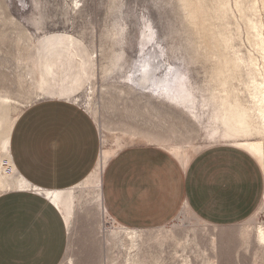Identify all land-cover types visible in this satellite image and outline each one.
<instances>
[{
	"label": "rangeland",
	"instance_id": "obj_1",
	"mask_svg": "<svg viewBox=\"0 0 264 264\" xmlns=\"http://www.w3.org/2000/svg\"><path fill=\"white\" fill-rule=\"evenodd\" d=\"M255 1L241 0L242 7H238L235 0H228L232 8L224 17L215 12L213 0H203L207 22L199 33L187 15L184 0H0V176L5 175L10 185L18 182L12 147L5 144L10 126H15L24 109L52 98L74 102L80 96L78 105L100 126L101 149L103 137L109 139L110 148L113 138L125 133L155 140L154 144L136 141L129 145L146 144L167 152L175 145L195 146L196 152L220 143L237 146L225 139L208 140L204 126L190 117L184 106L140 89L135 81L140 79L143 65L150 63L159 71L157 79L151 78L153 85L161 78H174L179 71L201 99L208 94L205 89L218 66L217 56L223 62L231 61L235 53L246 59L252 56L262 67L264 58L250 26L257 23L264 31V7L261 3L259 10L252 9ZM51 41L60 42L67 66L54 74L53 86L43 89L39 84L43 62L50 57L45 48ZM120 53L124 56L117 63L122 69L113 68ZM89 55L97 60L92 68L84 63ZM81 74L85 84L76 89ZM241 74L247 82L244 67ZM74 186L79 197L74 199L75 217L61 264H127L128 251L114 245L110 234L119 222L102 210L98 213L89 191ZM257 209L253 217L223 227L207 226L195 214L182 210L171 222L150 228L153 234L157 230L155 235L169 228L175 236L148 240L142 255L148 264H210L214 258L217 264H264V243L255 239L258 227L264 228V198ZM212 235L216 236L217 250L212 247ZM175 237L187 245L185 250Z\"/></svg>",
	"mask_w": 264,
	"mask_h": 264
},
{
	"label": "crops",
	"instance_id": "obj_2",
	"mask_svg": "<svg viewBox=\"0 0 264 264\" xmlns=\"http://www.w3.org/2000/svg\"><path fill=\"white\" fill-rule=\"evenodd\" d=\"M14 127L12 158L33 190L0 193V264H61L66 218L39 191L69 189L89 176L100 157V126L75 102L52 98L24 109ZM105 170V213L129 228L161 227L182 210L213 226L238 224L264 198V170L240 146H207L183 167L162 148L129 145Z\"/></svg>",
	"mask_w": 264,
	"mask_h": 264
},
{
	"label": "bare ground",
	"instance_id": "obj_3",
	"mask_svg": "<svg viewBox=\"0 0 264 264\" xmlns=\"http://www.w3.org/2000/svg\"><path fill=\"white\" fill-rule=\"evenodd\" d=\"M235 1L238 7H242L241 0ZM213 2L215 12H217L218 15L228 17V13L232 8L228 0H213ZM184 3L187 7V15H189L192 25L199 33H201L202 29L206 28L207 22V17L204 15L203 0H184ZM254 3L255 4L253 5V7H251L252 9L254 8V10H257L259 7H261V3L264 7V0H257V2L255 1ZM252 23L253 24H251L250 27L255 30L254 32H256L258 38L257 46L258 49L262 52V58H264V31L258 28L259 26L257 25V23ZM59 43L51 41L48 46L45 45V49L50 54V57L45 59V61L43 62L44 69L41 77L44 82L41 81V83L39 84L43 89H49L51 86H53L51 80L55 78L54 74L56 75L57 72L66 69L67 65L64 60L65 55H62L60 53L61 45H59ZM63 48L65 49L67 48V46L64 45ZM123 56V53H120L118 55L116 62H114L112 66L113 68L122 69V66H119L117 61L122 59ZM216 60H218V66L213 71V75L211 76V79L209 81V87L205 89L206 91H208V94H203L201 96V99L196 94V91L192 89L191 85H189L187 78L179 71L177 76H175V74L172 76L174 78H161L157 81V83H155L156 85H153L154 83L151 82V78L154 77L155 79H157L159 76V71L158 68L154 70V66H151L150 63H146L143 65L141 73L138 75L140 79L136 80L135 82L138 83L140 89L146 88V92H150L153 94L155 93L157 94V96L164 97L165 99H168L171 102H175L176 105L184 106L188 110V112H190V117H192L204 126L207 132L206 136L208 140L217 141L225 139L233 141L234 143L236 142L237 146L242 147L243 149L247 150L250 154L254 155L259 161L260 165L264 167V64L262 67H260V63L258 64L257 62L258 60L255 61L252 56H249L246 59L243 55L236 53L235 57L232 58L231 61L223 62V60H221L219 56L216 57ZM96 61L97 60H95L92 55H89L87 61L85 60L84 63L86 65H90V68H92L96 66ZM243 67L246 70V76L248 77L247 82L241 79L243 77V74H241V70H243ZM84 70L86 73L85 67ZM83 75L81 74V77L79 79L80 81L76 82V89H81L85 84ZM91 81L93 80L91 79ZM55 85H57L56 82ZM91 89L94 90L93 88ZM92 93L93 91L91 92V94ZM79 101L80 96H76L74 102L76 104H79ZM90 104L91 101H89L88 103V110L90 109ZM205 116L207 117L203 121ZM10 127L11 128L9 130L8 138L5 142L7 146L11 145L10 140L12 132L15 128L14 125H11ZM253 135H260L262 136V139H246ZM134 137V133H125L124 136L121 137L116 136L115 138H113L114 146L110 148L107 147L109 139L103 137V149H101V158L99 159V162L97 163L96 167H94L93 171L89 174V176H87L85 180H83L80 184H77L81 186V190L82 188H86V191H89L88 194L91 195V200H95L97 204L98 213H102L101 210L105 213L104 200L102 198V184L104 174L106 172L105 169L108 166L109 162L114 158V156L117 155L119 151L127 148L130 142L145 141L150 144L155 143V140L149 138L148 136H139L140 139ZM239 137H244L245 139H243V141H238L237 139ZM193 147L191 148L189 145H175L174 147L170 148L169 152L174 158L176 157L179 160L183 167H186V165L190 162V159L197 153L196 149ZM12 161L14 163L13 158ZM14 173H16V177L18 178V182L15 185H10L5 175L0 176L1 192H6L9 190H33V187H31L30 183L25 178H23L20 173L17 172V169H15ZM75 189H77V186L63 190L55 189L39 191L45 193L52 202L56 203L61 212L64 213L63 215L66 218L69 232H71L70 228L72 219H74L73 217H75L72 214L75 204L74 199L79 197V195L77 196L76 193L73 192ZM84 189L82 190V192H84ZM35 190L37 191L39 189ZM80 196L83 197V195L81 194ZM77 207H79V205ZM184 211L186 213H190L188 210ZM75 214L76 213L74 212V215ZM206 225L208 226L210 224ZM151 231L152 230L150 229L144 230L137 229L134 227L129 228L119 223V226L115 229V231L111 232L110 234L113 237L114 245H119L120 247L125 248V250L128 251L127 253L129 258L127 259V264H148L147 259L142 255L144 247L147 244L146 242L154 238L161 239L163 236H169L170 234L172 236H175L174 231L169 228H165V230H160L161 232L159 231L160 233L158 235H155L158 233L157 230L155 234H153V232ZM176 238L177 237H175L174 239L176 240L178 245L184 246L181 240H177ZM255 239L258 240L259 243H264V228L262 226L258 227ZM210 241L212 243L213 249L217 250L218 242L216 236L212 235ZM245 243H247V241ZM186 247L184 248V250L186 249ZM183 264L188 263L183 262ZM210 264H217V260L215 258L212 259Z\"/></svg>",
	"mask_w": 264,
	"mask_h": 264
}]
</instances>
